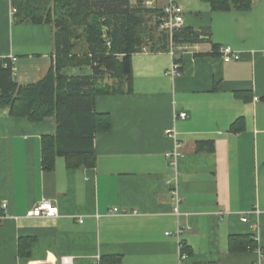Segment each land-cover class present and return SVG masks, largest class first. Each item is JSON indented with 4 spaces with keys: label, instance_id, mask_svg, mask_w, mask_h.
Segmentation results:
<instances>
[{
    "label": "crops",
    "instance_id": "obj_1",
    "mask_svg": "<svg viewBox=\"0 0 264 264\" xmlns=\"http://www.w3.org/2000/svg\"><path fill=\"white\" fill-rule=\"evenodd\" d=\"M153 1L161 9L163 0ZM178 2L182 27L202 38L176 49L175 74L168 49L142 48L131 57L132 90L96 96L95 109L110 114L111 127L95 134L93 167L67 168L57 157L44 170L41 138L55 132L54 120L0 109V264H93L102 254H119L121 264H262L264 0L227 11L203 0ZM11 14L10 0H0V57H16L19 84L36 82L53 61V28L15 24ZM224 46L238 58H223ZM170 128L181 153L176 168L164 156L173 147ZM197 141L213 147L197 150ZM173 190L181 196L178 219ZM44 199L58 216H28ZM247 234L256 248L232 251L230 236ZM25 237L32 239L27 256L18 250Z\"/></svg>",
    "mask_w": 264,
    "mask_h": 264
},
{
    "label": "trees",
    "instance_id": "obj_2",
    "mask_svg": "<svg viewBox=\"0 0 264 264\" xmlns=\"http://www.w3.org/2000/svg\"><path fill=\"white\" fill-rule=\"evenodd\" d=\"M213 11L246 10L252 0H203ZM15 24H50L53 28V61L38 81L19 84L7 57H0V109L29 121L52 118L55 132L41 138V166L51 170L57 157L67 168L93 167L94 137L111 127V116L95 109V98L132 90V54L149 49H168L167 34L153 37L150 22L159 25L162 10L137 0H10ZM156 29V26H155ZM200 31L181 27L173 32L176 45L198 42ZM217 49V45H213ZM180 62V58L175 59ZM89 66V74L69 75L67 67ZM106 78L112 82H106ZM240 119L230 128L239 129ZM241 123V122H240ZM197 150L213 144L197 141ZM32 239L20 238L18 250L29 255ZM232 251L256 248L250 235H231ZM184 247V246H183ZM184 249V248H183ZM96 264H121L119 254H102ZM264 264V261L262 262Z\"/></svg>",
    "mask_w": 264,
    "mask_h": 264
},
{
    "label": "built area",
    "instance_id": "obj_3",
    "mask_svg": "<svg viewBox=\"0 0 264 264\" xmlns=\"http://www.w3.org/2000/svg\"><path fill=\"white\" fill-rule=\"evenodd\" d=\"M143 5L150 8H156L157 5L153 0H142ZM162 10V16L159 18V29L162 32H165L167 34V41H168V52L172 58V64H171V72L172 74H175L178 72L179 63L176 62V49L180 47L179 45L174 44L173 42V32L177 29H180L183 26V10L181 8V5L179 4L178 0H163V5L161 6ZM219 53L223 58H238V55L235 53V51L231 50L228 46H224L220 49H218ZM261 55L264 56V48L260 51ZM11 63H12V71L14 73V62L16 61V57L10 56L9 57ZM181 118L186 117L185 112H181L179 114ZM166 134L173 139V147L170 149H167L164 152V156L166 157V160L169 164V166L176 168L178 159L181 156L180 150H179V144L175 140V131L173 128L167 129ZM173 198H172V211L175 214H178V208L181 203V196L173 190ZM6 207L5 202H0V208L4 209ZM116 210V209H115ZM28 216L31 217H40V216H46V217H57L58 216V207L50 200L44 199L37 203L35 206H33L29 211L27 212ZM1 218V215H0ZM181 231L180 226L176 230V234H179ZM167 234H171L170 232H166ZM183 245L181 243L178 244V252H179V261L184 260L187 256L182 252ZM261 254V252H259ZM264 257V254L260 255V258L262 259ZM97 259L94 261L93 264H96ZM68 259L62 258V264H67ZM254 264H261V261Z\"/></svg>",
    "mask_w": 264,
    "mask_h": 264
},
{
    "label": "rangeland",
    "instance_id": "obj_4",
    "mask_svg": "<svg viewBox=\"0 0 264 264\" xmlns=\"http://www.w3.org/2000/svg\"><path fill=\"white\" fill-rule=\"evenodd\" d=\"M154 23H155V22H152V21H151V22H150V25L154 28L153 31H152V35H153L154 38H156L157 35L161 32V30L159 29V26H157L156 24H155V26H156V29H155ZM150 41H151V40L147 41L146 45H143L142 48H146V49L149 50ZM141 50H142V49H141ZM117 211H118L117 209H116V210L114 209L112 212H113V213H116ZM173 214L177 217V219L179 218V213H178V214L173 213ZM179 243H181V242L179 241ZM181 244H182V243H181ZM182 245H183V244H182Z\"/></svg>",
    "mask_w": 264,
    "mask_h": 264
}]
</instances>
